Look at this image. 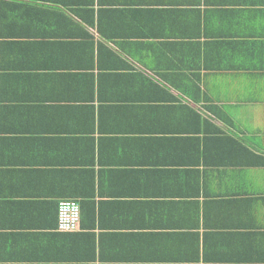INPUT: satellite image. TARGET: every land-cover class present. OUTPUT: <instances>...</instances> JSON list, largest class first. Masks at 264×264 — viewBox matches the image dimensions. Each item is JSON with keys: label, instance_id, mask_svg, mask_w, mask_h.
I'll list each match as a JSON object with an SVG mask.
<instances>
[{"label": "crops", "instance_id": "crops-1", "mask_svg": "<svg viewBox=\"0 0 264 264\" xmlns=\"http://www.w3.org/2000/svg\"><path fill=\"white\" fill-rule=\"evenodd\" d=\"M255 157L264 0H0V264H262Z\"/></svg>", "mask_w": 264, "mask_h": 264}, {"label": "trees", "instance_id": "trees-1", "mask_svg": "<svg viewBox=\"0 0 264 264\" xmlns=\"http://www.w3.org/2000/svg\"><path fill=\"white\" fill-rule=\"evenodd\" d=\"M87 12H88V14H90V16H91V21L89 22L91 25H95V23H96V16H95V13H94V10H92V8L91 9H87ZM61 17L63 16V15H60ZM59 16V17H60ZM98 20L99 21H101V17H100V14L98 13ZM99 31H100V33H101V36H102V38L103 39H112L113 38V36H109V35H107L106 33H103V31H101V29H99ZM135 36H137V37H145L146 39H149V37L150 36H152L151 34H147V35H143V34H135ZM28 48L29 47H31L30 45H26ZM86 46H87V48L90 50L89 51V53H90V56H91V59H92V57H93V49H92V44H89V43H87L86 44ZM98 50H99V53L102 51V52H108V53H110V51H108V49L107 48H105V47H102V45L100 44L99 45V47H98ZM123 70H126L129 74H125V75H122V76H128V75H130V73H131V71H132V68H130L129 66H124L123 67ZM139 76H141L140 74H138ZM142 77V76H141ZM143 81H145V82H149L148 80H146V79H144L143 78ZM150 83V82H149ZM152 85L153 86H155L154 85V83H152ZM161 89V88H160ZM186 96L187 97H190L191 98V95H189V93H186ZM191 101V100H190ZM220 131V130H219ZM218 131V133H219V135H225V136H228L229 138H232L233 140H235V141H237L238 143H240L241 144V142H240V140L238 139V138H235V137H233V136H231V135H228V134H226V133H224V132H222V131H220L219 132ZM242 145V144H241ZM256 159H258L259 160V162H255L254 164H257V166H264V158H259V157H255ZM247 164H250V163H247ZM88 205L89 204H86L85 202H80V209H81V224H84L85 222L86 223H89L91 220H93V216H94V213H93V209H89V207H88ZM92 205H93V203H92ZM93 226V225H92ZM262 264H264V258H263V263Z\"/></svg>", "mask_w": 264, "mask_h": 264}, {"label": "built area", "instance_id": "built-area-1", "mask_svg": "<svg viewBox=\"0 0 264 264\" xmlns=\"http://www.w3.org/2000/svg\"><path fill=\"white\" fill-rule=\"evenodd\" d=\"M81 220V209L74 200H62L58 204L57 231L73 233L78 231Z\"/></svg>", "mask_w": 264, "mask_h": 264}]
</instances>
